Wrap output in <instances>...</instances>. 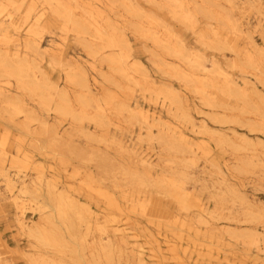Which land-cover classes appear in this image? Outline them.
Instances as JSON below:
<instances>
[{
    "label": "rangeland",
    "instance_id": "374dc122",
    "mask_svg": "<svg viewBox=\"0 0 264 264\" xmlns=\"http://www.w3.org/2000/svg\"><path fill=\"white\" fill-rule=\"evenodd\" d=\"M60 1L0 0V264H264V0ZM49 182L91 212L78 258Z\"/></svg>",
    "mask_w": 264,
    "mask_h": 264
},
{
    "label": "bare ground",
    "instance_id": "6f19581e",
    "mask_svg": "<svg viewBox=\"0 0 264 264\" xmlns=\"http://www.w3.org/2000/svg\"><path fill=\"white\" fill-rule=\"evenodd\" d=\"M49 2L52 3H57L55 5V9L54 12L60 14L64 8L68 9L67 6H63V4L61 3L60 0H48ZM67 7V8H66ZM99 7H97L94 11L92 10V8L89 9V13L90 15L92 14H96L95 11H97V13H100L99 10H97ZM45 8H41L40 10L37 11L36 13V20H41L42 17L45 14ZM68 19L75 24L80 30L84 29V24L77 20L72 13L68 12L67 14ZM16 31H18V27L15 28ZM19 33V31H18ZM122 40H116V41H112L110 43L111 46H117L118 44H121ZM27 44V43H26ZM25 44V45H26ZM59 42L54 43L53 46L50 47L51 48H58L59 47ZM22 45V43L20 41H18L16 43V47L15 49L17 51H19L20 46ZM28 45V44H27ZM39 49V47H38ZM179 52V51H178ZM4 67L9 71L8 73L11 75H15L19 78V80L22 82V84H26V79L29 76L28 70L26 69V61L20 59L18 61V63L15 65L13 62H9V61H5L3 62ZM216 66V63L213 64ZM220 70H222L221 67H219ZM225 74V80L227 82L228 85H231L230 83H232L233 81L227 76L226 72H223ZM37 85V86H35ZM26 86H28V84H26ZM31 89L35 90V89H39L42 91V93L46 94L45 97L50 98V89H52L48 84H47V78L45 77L44 74V82H40V83H36V84H31L30 85ZM230 87V86H229ZM232 89V88H231ZM234 89V88H233ZM64 105L61 104V107H63ZM64 111L66 113H72V111L70 110V108L67 106V104L64 106ZM17 111H20V108L16 107ZM140 110H144V108H140ZM152 108L149 106L145 111V115H146V119L149 118H155L154 116V112L151 111ZM144 113V112H143ZM1 156H0V175H2L6 181H7V185L8 186H15V179L11 177V175H9V173L7 172V165L6 162L9 160V153L6 151H2L1 152ZM15 163V162H14ZM49 186V206L52 207L53 210V215L55 217H57L62 224H64L66 226V228L68 229V232L70 233L71 237L75 239V241L77 242V247L74 249H69V246H67L66 242H65V238L63 237V235L60 233L59 230L57 229H53V230H46L42 227H34V228H30V235L35 238L41 245L45 246V247H49L52 248L53 250L57 251V252H64L65 250H68L70 252H72L77 258H78V253L80 252V250L84 249V242L83 240H79L78 239V222H83L86 221L87 224H90V220H91V212L84 209L82 207V205L76 200L73 199L72 197H70L69 195H67L65 192H63L62 189L58 188L56 183L54 182H49L48 184ZM22 192H26L27 193V187L23 186L22 188ZM180 190H178V196H182L184 193V190H182L181 188H179ZM25 194V193H24ZM183 203L186 205L187 203L184 201V199L182 200ZM88 212V213H87ZM25 215V211L22 212V217H21V224L22 227H25L27 225V221H26V217ZM79 240V241H78ZM170 243H177V241H175V239H169ZM144 248H141L138 250V253L140 254V263H144L145 261V253H144ZM0 257H1V252H0ZM75 257V258H76ZM54 264H59V263H54Z\"/></svg>",
    "mask_w": 264,
    "mask_h": 264
}]
</instances>
